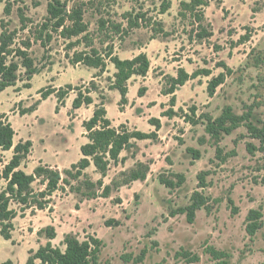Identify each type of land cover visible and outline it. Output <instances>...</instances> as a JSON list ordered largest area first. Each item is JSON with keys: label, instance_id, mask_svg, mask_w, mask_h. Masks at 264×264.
<instances>
[{"label": "rangeland", "instance_id": "1", "mask_svg": "<svg viewBox=\"0 0 264 264\" xmlns=\"http://www.w3.org/2000/svg\"><path fill=\"white\" fill-rule=\"evenodd\" d=\"M60 1L68 9L80 5L87 33L65 39L59 31H46L52 39L45 49L34 37L47 16L48 0L0 2V21L7 30L17 31L16 44L30 40L29 55L37 67L45 66L30 82L20 71L16 85L0 94V118L11 124L14 145L32 142L20 170L31 175L44 165L62 173L77 163L80 147L87 143L83 122L100 104L114 128L124 125L148 134L154 132L148 121L159 117L163 125L157 140L137 141L135 149L123 151L120 158L125 163L111 166L104 183L119 180L121 172L137 163L148 166L146 180L112 190L109 198L85 199L63 186L64 191L52 196V211L19 213L12 221L9 242L17 253L12 263L22 262L20 255L28 257L29 251L48 242L63 251L64 236L72 235L80 242L99 241L98 264H217L207 254L208 247L227 253L226 264H264V153L246 151L249 143L260 145L250 137L247 125L260 127L264 120V0H206L203 25L212 36L202 41L195 37L194 17L179 16L180 3L189 0ZM164 3L169 9L161 14ZM8 5L10 14L6 15ZM18 9L27 18L24 31H20ZM136 15L143 18L135 27ZM91 49L120 60L141 53L147 56L146 76H133L127 82V104L120 105L118 92L109 89L115 69L108 60L98 70L70 64L76 53ZM222 66L231 72L209 97L207 83L225 73ZM179 68L189 75L197 70H208L211 75L188 80L175 92V116L168 119L162 115L170 108L171 96L163 92L170 87L167 77H176ZM27 84L30 88H25ZM67 85L73 90L62 102L56 94L46 100L39 94L50 88L65 90ZM90 88L93 103L72 109L77 90L85 96V89ZM142 88L145 92L139 97ZM227 108L242 117V123L215 142L206 133L208 120L217 119ZM189 148L199 151L200 158L193 159ZM11 156V150L0 151L4 162ZM202 172L208 173L207 186L199 189L197 177ZM85 173L93 181L99 178L93 167ZM160 175L174 182L175 175H182L184 182L168 189L158 182ZM4 186L0 181V191ZM41 188L38 181L33 184L34 190ZM195 191L208 199V206L196 212L193 223L183 214L170 216L188 206ZM250 210L262 214L263 227L253 237L245 231ZM49 226L56 234L51 241L44 233ZM195 258L198 261L191 262Z\"/></svg>", "mask_w": 264, "mask_h": 264}, {"label": "trees", "instance_id": "2", "mask_svg": "<svg viewBox=\"0 0 264 264\" xmlns=\"http://www.w3.org/2000/svg\"><path fill=\"white\" fill-rule=\"evenodd\" d=\"M2 0H0L1 2ZM207 6L206 0H189L180 3L179 16L185 18L187 13L194 17L196 23V35L198 40L208 39L212 36L203 25L204 11ZM169 9L168 3H164L160 10L164 14ZM6 15L10 14V6L4 9ZM47 16L44 22L39 26V31L34 37L35 41L40 42L42 48H47L46 43L50 42L52 36L49 32H60V35L65 39L79 37L87 33V28L83 22V11L79 6H74L71 9L67 8L66 3L60 0H48L46 8ZM18 18L21 24L20 31L26 29L27 18L18 9ZM143 16L136 15L134 25L138 26ZM68 23V24H67ZM0 94L10 87H14L20 79V71H23V77L27 82H30L34 75H37L43 70L36 66L34 59L29 55L31 41H21L16 44L17 31H9L4 21H0ZM49 31V32H46ZM108 60L115 69L113 81L111 82V90L118 92L120 96V105L127 104V82L133 76L145 77L149 70V60L143 53L135 56L131 60H120L112 54L101 55L96 50L91 49L90 53H76L72 59H69L70 64H82L92 69H104ZM225 73H220L213 77L207 83V94L213 97L216 88L220 86L227 75L230 74V69L222 66ZM211 75L208 70H197L189 75L183 68H179L176 77L168 76L167 80L170 87L163 93L165 96L170 95V108L163 113L162 116L168 119L175 116L173 107L176 103L175 92L182 87L188 80L195 79L199 76L209 77ZM24 80V79H23ZM25 88H30V85H25ZM92 88L94 84H92ZM73 90L71 85H67L65 90L50 88L46 91H40L42 100H46L49 96L56 94L58 102L68 95ZM93 90V89H92ZM77 96L73 99L72 109L77 110L82 106H89L93 103L89 96L90 89H85V96L81 89L77 90ZM145 88L138 91V96L144 95ZM192 114H195V107L191 108ZM187 120V117H184ZM206 133L215 141L219 142L223 135L229 136L242 123V117L232 113L230 108L225 109L223 114L214 120H208ZM191 122V121H188ZM148 123L154 127V132L144 133L138 130H129L126 126L121 125L118 128L111 126V122L106 118V111L103 104L97 106L93 112V116L86 122H83V128L87 135V143L80 147V160L72 164L69 169L62 173L57 169H52L49 166L40 165L33 170L31 175L20 170L21 163L26 160L32 149L31 141H20L13 143L14 130L10 123L2 121L0 118V151H12V156L9 161L4 162L0 157V180L4 181L5 186L0 191V236L11 241V232L13 231L12 221L28 210H49L52 196L56 191H64L65 186L69 191L76 193L85 199L109 198L112 190H118L121 187L128 186L132 182L144 181L147 178L149 171L148 166L143 163H137L134 168L120 173L119 180H112L110 184H105L104 179L111 166L124 164L126 159L120 158L123 151H131L136 148L137 141L158 139V132L161 129V122L157 118L150 119ZM260 127L252 124L247 125V130L252 139L259 141V147L253 144L246 145V151L249 155H254L256 152L264 153V120L259 122ZM193 156V159L200 158V152L194 149H187ZM220 149H217V158H219ZM93 167L94 172L99 178L93 181L85 171ZM208 173L202 172L198 175L199 189L205 188V176ZM64 176V177H63ZM177 181L174 182L162 175L158 177V182L168 189L179 187L184 182L182 175H175ZM38 181L42 186L40 190H34L33 184ZM264 186V179L261 180ZM64 186V187H63ZM208 199L199 191H195L191 198L190 204L178 211L171 212L170 216L183 214L186 216L188 223H193L196 212L200 209L207 208ZM115 224L117 222L113 221ZM106 226L110 227L109 223ZM263 227L262 214L259 210H250L246 216L245 231L247 235L253 237L257 231ZM48 241L55 239V230L53 227H46L44 230ZM65 247L63 251L54 248L50 242L45 246H40L36 251L28 252V259L25 264H98V246L99 241L88 239V241L80 242L72 235H65L62 241ZM144 253V252H143ZM207 254L218 262L217 264H226L225 259L229 256L227 253L217 251L212 247H208ZM143 258V255L139 259ZM195 258L191 262H197ZM0 264H13L7 260Z\"/></svg>", "mask_w": 264, "mask_h": 264}, {"label": "crops", "instance_id": "3", "mask_svg": "<svg viewBox=\"0 0 264 264\" xmlns=\"http://www.w3.org/2000/svg\"><path fill=\"white\" fill-rule=\"evenodd\" d=\"M92 116H93V111L91 112L90 117L87 120H89ZM159 119H160L161 125H163L162 117L161 118L159 117ZM9 242L10 241H6L0 236V262H5L7 260L14 262L15 259H17L16 249H14L12 243L10 244ZM20 258L22 262H19L18 264H25L28 259L27 255H24V254L20 255Z\"/></svg>", "mask_w": 264, "mask_h": 264}]
</instances>
